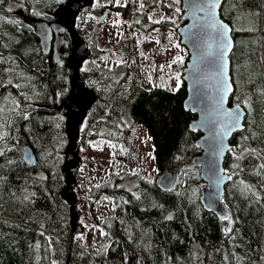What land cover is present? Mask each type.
I'll list each match as a JSON object with an SVG mask.
<instances>
[{
    "label": "trees",
    "instance_id": "16d2710c",
    "mask_svg": "<svg viewBox=\"0 0 264 264\" xmlns=\"http://www.w3.org/2000/svg\"><path fill=\"white\" fill-rule=\"evenodd\" d=\"M67 1L24 0V10L11 15L5 2L0 3V61L7 67V76L0 85V108L5 109L0 113L3 118L0 133L6 134V139L0 141V145L12 146L19 140L17 150L7 153V157L23 161L0 171L5 177L0 182V264H51L52 261L57 264H264V176L252 170L253 164L264 161L249 156L242 162L244 171L238 172L230 168L236 161L233 154L228 153L224 168L238 174L233 175L225 187L223 200L232 220L237 222L231 225L232 233L225 235L223 229L229 226L228 222L206 212L201 205V190L205 184L200 169L192 164L201 154L196 146L201 134L191 130L196 116L184 109L185 84L182 82L176 92L158 87L146 90L131 77L126 65L110 69L97 64L103 50L94 35L88 43L89 52L84 62L75 65L80 73V86L95 98L73 130L77 137L76 150L88 143L86 136L91 141L122 143L136 125H141L154 148L158 174L178 173L180 181L173 191H163L158 188L156 178L151 180L121 171L118 166L107 181L97 184L99 187L89 186L86 192V197L94 202L105 196L113 203L114 214L103 218L100 226L107 235H102L94 254L77 245L76 236L82 228L78 224L80 230H72L71 201L64 199L71 190L66 191L69 180L63 169L73 163L68 157L72 138L67 127L72 115L70 106L80 99L87 106L92 96H74L72 79L66 71L74 43L70 36L64 34L62 62L54 64L50 55L40 52L34 29L26 22H53V13ZM165 2L143 0L142 9L149 12L161 6L165 10ZM130 11L132 20L140 18L136 23L143 30L148 26V31L159 28L167 32L173 27L172 21L154 23L136 8L131 10L129 5L113 9L122 19H126ZM108 13L101 0H93L85 17L78 16L75 30L85 40L86 23L93 19L106 20ZM234 13L244 17L241 27H245L246 22L259 30V34H244L239 38L232 32L235 46L229 59L237 97L243 100L249 90L251 92L252 107L256 111L248 116L245 110L246 118L261 121L264 97H260L256 89L264 88V63L260 60L261 41L264 44V0H224L220 9L223 21L234 26ZM182 15L181 9L176 21L178 27L185 24ZM237 24L238 21L235 26ZM250 59L255 62L252 72L260 74L261 79H254L253 90L250 82H245L249 73L245 62ZM240 67L244 68L239 71ZM238 80L244 82L236 89ZM6 98L7 105L4 104ZM17 101L29 113L28 120L22 119L19 112L8 111ZM238 102L232 94L230 105ZM247 127L245 124V131L235 135L234 146L241 143L244 147L264 148L261 140L240 139L249 135ZM24 147L32 150L34 165L23 160ZM3 161L4 158H0V163ZM78 168L73 172L75 180ZM241 180L253 186L251 191L244 188ZM25 196H30V200H25ZM75 211L80 216L76 195ZM169 215L171 220L166 219ZM41 232L44 235H40Z\"/></svg>",
    "mask_w": 264,
    "mask_h": 264
},
{
    "label": "rangeland",
    "instance_id": "374dc122",
    "mask_svg": "<svg viewBox=\"0 0 264 264\" xmlns=\"http://www.w3.org/2000/svg\"><path fill=\"white\" fill-rule=\"evenodd\" d=\"M107 2L111 6H115L110 0H107ZM128 5L131 8H136L140 13L145 14L147 18L151 17L152 22L158 19L161 21L168 20L169 22L174 20L176 22L181 15V11H175L176 8L181 9V2L175 4L173 0H166L164 4L165 10H163L161 6H158L149 12L139 8L137 0H131ZM4 6L7 10L11 9V11L8 10L10 12L9 15L12 13L20 14V11H23L25 8L22 0H7ZM169 17L171 19H169ZM139 19L140 18H136V21H130L129 19L123 20L120 16L109 13L107 20L93 19V22L89 23V28H85V39L89 41L92 35L96 36L99 47L103 50L102 56L96 60V63L110 69L124 64L129 69L130 74L136 78L144 89L151 90L158 87L169 92H176L183 82L181 69L185 66L188 59L187 51L180 44L179 36L176 32L178 22L174 23L173 27L167 32L159 28L153 30L149 28L148 31V26L147 30L138 28V23L136 22L139 21ZM117 20L120 21L118 25L114 24V21ZM233 20L234 26L235 22L238 21L235 28L255 29L251 32L234 31L238 38L244 36V34L245 36L252 33L259 34L258 28L252 26L251 23L245 22V27L240 26V23L244 20V17L240 14L234 13ZM169 37L171 39H169ZM156 41H159V43ZM175 44H179L180 48H175ZM261 45L260 56L264 57V44L262 41ZM141 53H143V55ZM176 56H183V63L172 64L171 67H168V65L172 63V59ZM82 63L83 57L74 64ZM254 64V59L245 62V70L250 73H248V80H245V82H250V80L254 81V79L258 81L261 80L259 77L260 74L258 75V73L255 74L252 72V66ZM160 65H164L162 70L160 69ZM4 66L0 61V85L3 84L4 77L7 76L5 73L7 67L5 68ZM243 68L244 67H240L239 71ZM262 73H264V68ZM177 76L179 80H177ZM243 82L244 81L241 80L235 82L236 89L238 86L242 87ZM178 83L179 88L177 89ZM250 84V87L256 85L252 82H250ZM254 88L255 87H252V90ZM233 96L237 98L238 93L234 92ZM248 96H251L250 90ZM80 97L83 98L82 95ZM250 102L252 103V101ZM7 103L8 99L6 98L4 104L7 105ZM73 104L82 108L86 102L80 99L78 103ZM70 116L71 122L73 116ZM87 142V144L80 147L79 150L75 152L82 161V165H80L77 171L76 186L73 190L80 210L77 225L79 224L82 228L76 236V243L79 246L92 247L91 253L94 254L96 252V244L102 238L99 231V229H101L102 219L113 215L114 211L113 203L108 197L105 199L106 197L103 196L97 202L87 198L86 192L89 186L107 181L111 172L115 171L118 166H120L121 171L129 173L135 172L137 175L151 180L156 178L158 171L154 159L148 155L151 153L152 156H154V148L145 129L141 125H136L129 138L125 139L122 143L105 140H88ZM110 144L115 147L109 146ZM81 235L83 239H78L77 237Z\"/></svg>",
    "mask_w": 264,
    "mask_h": 264
},
{
    "label": "water",
    "instance_id": "95a60500",
    "mask_svg": "<svg viewBox=\"0 0 264 264\" xmlns=\"http://www.w3.org/2000/svg\"><path fill=\"white\" fill-rule=\"evenodd\" d=\"M92 2L93 0H69L63 8L58 9L54 13L55 21L51 23L33 20L26 21L34 29L35 36L39 43L40 52L45 56L50 55L54 64L62 62V49L66 42L64 34L68 33L71 36L75 45L70 51V56L66 64V71L68 76L73 79L72 87L75 90V95L79 96L83 94L92 96L91 92L80 86V73L74 64L84 55L87 49V44L81 39L75 28L72 26L71 23H73L74 20H70L68 12L71 10L75 13L82 7H89ZM199 3L200 0H181V7L184 11L182 19L185 24L178 27L177 34L180 39V44L187 50L188 54V59L185 64V68L183 69L182 76V81L186 87L184 109L196 116V119L191 124V130L198 131L201 134L200 138L196 141V146L200 149L201 154L195 157L192 161L193 166L200 169L201 180L205 184L201 190L200 201L206 212L212 213L219 218L221 214H230L229 209L223 201V196L225 187L231 180H226L217 188L210 168L212 163L215 161L218 168L225 169L224 162L230 152H228L226 147L223 156L217 157L215 155L216 145L213 139V129L219 131L221 129V125L227 121V116L222 114L223 110H234L235 105H230L229 103V99L234 92V86L232 84L233 92L225 98L223 109L220 112H217L216 102L219 99V96L217 92L216 75L214 71L204 66L206 57L204 59H201L200 57L201 53H214L216 44L211 39L210 35H205L201 31L200 25L204 23V14L199 12L195 7ZM218 12L220 13V9H218ZM218 19L223 20L220 14ZM208 32L210 33V29ZM231 52L227 57L229 65L227 75L230 82H232L229 59ZM94 102L95 98L92 96L91 102L84 108H77L75 105L70 106L73 118L67 127V131L72 138V145L68 152V157L73 163L63 169L64 176H66L69 180L66 191L73 190L75 188L76 181L73 177V172L79 166V158L75 153L77 147V137L73 130L76 127L79 117L87 113ZM210 120H215L216 124H211L209 122ZM241 132L242 131L238 130L231 132L224 140V144L226 146H233V137ZM26 153H31V155L35 158L32 150L29 147H24L22 150V157L26 163ZM173 178L176 180V183L170 185L169 181ZM179 181L180 175L178 173L171 172L159 174L156 178L158 188L163 191H173L177 188ZM64 199L71 201L73 214V221L71 224L72 230H80L77 226L79 216L75 211V194L70 191L64 195Z\"/></svg>",
    "mask_w": 264,
    "mask_h": 264
},
{
    "label": "snow or ice",
    "instance_id": "6c2138e0",
    "mask_svg": "<svg viewBox=\"0 0 264 264\" xmlns=\"http://www.w3.org/2000/svg\"><path fill=\"white\" fill-rule=\"evenodd\" d=\"M4 0H0V3H3ZM110 2L114 3L115 6L120 7L124 6L126 7L131 0H110ZM139 3V8H144L143 0H137ZM175 4H179L180 0H173ZM223 0H200V3L197 4L195 7L197 10L204 14V23L200 25L201 31L205 35H210L211 39L215 42L216 48L215 52H208L206 54L201 53L200 57L201 59H205L204 66L206 68L211 69L215 72L216 79H217V92L219 99L216 102V109L217 112H220L223 109V104L225 103V98L233 92L232 88V82H230V79L227 75L228 73V54L231 52L232 48L235 46L234 42L232 40V37L230 33L234 31H254L253 28H235L234 26H231L227 23H225L223 20L218 19L219 12L218 9H221ZM11 11V9H8ZM176 12H180V8L175 9ZM117 16H119V13H116ZM258 15V14H257ZM151 20V17H149ZM169 19H171L169 17ZM138 22V21H137ZM154 23H161V20H155ZM175 23V21H172ZM120 21H114V24H119ZM210 29V33L208 30ZM169 39H171L169 37ZM159 43V41H156ZM175 48H180L179 44L174 45ZM143 55V53H141ZM261 60L264 61V57H261ZM122 62V61H121ZM176 63H183V56H176L172 59V63L168 65V67H171L172 64ZM164 68V65H160V69L162 70ZM177 80H179V77L177 76ZM250 82L254 83L255 81ZM19 87V85H17ZM179 88V83L177 84V89ZM257 94L260 97H264V88L256 89ZM239 100L238 103L235 104L234 110H223L222 114L227 116V121H225L221 125V129L219 131L213 129V139L215 141L216 145V151L215 155L217 157H221L224 154L225 148L227 147L228 152H231L234 156V160L236 161L233 163L230 168L236 169L238 172L244 171V167L242 166V162L247 159L249 156H254L257 160L264 161V148H252V147H244L243 144L238 143L235 146H226L224 144V140L227 138L228 135H230L233 131H245V124H247V131L249 132V135L241 137L242 140H261L264 142V118H262L261 121H257L255 118L247 119L246 118V111L247 115L251 116V114L256 111L252 107L251 96H248L247 98L240 100L239 97H237ZM243 105V107H242ZM5 111L4 108H0V113H3ZM8 111L10 112H19L22 114V119L28 120L29 119V113L22 109L19 102H14L10 108H8ZM0 119H3L0 117ZM211 124H216L215 120L209 121ZM256 127H253V126ZM0 127H3V124H0ZM259 129V130H257ZM27 130V129H26ZM6 139V134L0 133V141H3ZM19 144V140L16 141V144L12 146H7L6 144L0 145V158H4L3 163H0V171L4 170L6 167H10L12 165H19L20 163H23V161H17L13 158H8L7 153L16 151V145ZM111 147H115L114 145H109ZM239 151L237 152V150ZM123 151H126L122 149ZM152 157V159H155L154 156H152L151 153L148 154ZM26 161L28 164L34 165L36 163L35 158L31 155V153H26ZM252 170L255 172L256 175L264 176V162L253 164ZM210 171L213 173L214 182L217 186V188L223 184L226 180H232L233 175H237L238 172L233 171L230 173V170L218 168L216 162L214 161L211 165ZM133 174H136L133 172ZM5 179L3 175H0V182H2ZM41 179H47V177H41ZM26 183V181H25ZM176 183V180L173 178L169 181V184ZM242 185H244V188L246 190L251 191L253 188L252 185L245 184L243 180L240 181ZM99 187V185H97ZM32 196L35 195V193L31 194ZM135 195V194H134ZM253 195H256V193H253ZM139 199V197H136ZM25 200H30V196H25ZM107 199V197L105 198ZM260 197L257 196V200H259ZM127 203V201H125ZM115 210V209H113ZM221 221H227L228 225L223 229L225 235H228L232 233L233 229L231 227L232 224H234L237 221H233L232 217L228 213L221 214L220 217ZM166 219L171 220L172 216L169 215L166 217ZM96 227V226H93ZM101 235H107V233L104 232L103 229H99ZM40 235H44V233H40ZM78 239H83V236L77 237ZM49 241L51 238H47ZM39 243H37L36 247L39 248ZM225 260H227V256H225ZM51 264H57L56 261H52Z\"/></svg>",
    "mask_w": 264,
    "mask_h": 264
},
{
    "label": "flooded vegetation",
    "instance_id": "af4514ba",
    "mask_svg": "<svg viewBox=\"0 0 264 264\" xmlns=\"http://www.w3.org/2000/svg\"><path fill=\"white\" fill-rule=\"evenodd\" d=\"M23 1V4H24V0H22ZM69 1V0H68ZM67 1V2H68ZM102 1V3L105 5V6H107V11L109 12V13H113V9L115 8V7H117V6H111L108 2H107V0H101ZM5 2V1H4ZM3 2V3H4ZM66 5V4H65ZM64 5V6H65ZM121 7H124V6H121ZM87 8L88 7H82V8H80L77 12H72L71 10L68 12V16H69V18H70V20L71 19H73L74 20V22L73 23H71L72 24V26L74 27V28H77L78 27V24H79V17L78 16H83V17H85V15H86V12H87ZM7 9V8H6ZM108 13V14H109ZM113 14H116V13H113ZM120 16V18L122 19V16L121 15H119ZM78 19V20H77ZM108 19V18H107ZM106 19V20H107ZM70 20H69V22H70ZM107 22V21H106ZM89 23H86V28L88 29L89 28ZM66 34H68V33H66ZM65 34V35H66ZM69 35V34H68ZM70 36V35H69ZM70 38H71V36H70ZM71 40H72V38H71ZM83 41L87 44V49H86V54H84L83 55V62H84V60H85V58H86V56L88 55V52H89V49H88V43H89V41L87 40V39H83ZM74 42V41H73ZM75 45V42L73 43V46ZM72 46V47H73ZM72 49V48H71ZM85 106V105H84Z\"/></svg>",
    "mask_w": 264,
    "mask_h": 264
},
{
    "label": "bare ground",
    "instance_id": "6f19581e",
    "mask_svg": "<svg viewBox=\"0 0 264 264\" xmlns=\"http://www.w3.org/2000/svg\"><path fill=\"white\" fill-rule=\"evenodd\" d=\"M72 81H73V79H72ZM74 105V104H73ZM76 106V105H75ZM77 108H79L78 106H76ZM70 135V134H69Z\"/></svg>",
    "mask_w": 264,
    "mask_h": 264
}]
</instances>
